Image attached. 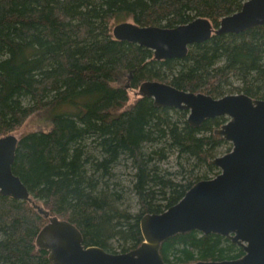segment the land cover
I'll list each match as a JSON object with an SVG mask.
<instances>
[{
    "label": "trees",
    "instance_id": "trees-1",
    "mask_svg": "<svg viewBox=\"0 0 264 264\" xmlns=\"http://www.w3.org/2000/svg\"><path fill=\"white\" fill-rule=\"evenodd\" d=\"M244 1L0 0V136L34 113H46L50 125L18 137L12 172L49 216L76 225L84 246L137 247L140 217L216 175L210 160L228 143L214 132L226 116L194 126L186 109L137 92L128 103L129 90L158 80L215 98L264 100V23L212 33L184 57L161 60L115 39L113 24L173 27L204 17L216 28ZM47 221L32 202L0 194V264H54L35 243ZM159 251L165 262L182 263L244 254L228 237L198 230L170 236Z\"/></svg>",
    "mask_w": 264,
    "mask_h": 264
},
{
    "label": "water",
    "instance_id": "water-1",
    "mask_svg": "<svg viewBox=\"0 0 264 264\" xmlns=\"http://www.w3.org/2000/svg\"><path fill=\"white\" fill-rule=\"evenodd\" d=\"M263 23L264 0H245L238 11L222 17L216 28L208 19L196 17L173 27L140 26L126 20L115 23L111 32L115 39L151 49L154 58L161 60L184 57L188 46L207 40L212 33H238ZM137 93L152 98L157 106L188 110L187 121L194 126L207 118L226 116L214 132L232 147L210 160L218 173L197 181L164 211L142 215L139 226L144 240L127 252L113 253L84 246L75 224L49 216L34 203L11 169L18 137L0 136V194L28 200L48 217L36 234L37 247L47 250L54 264H264V100L244 93L215 98L158 80L143 81ZM189 230L226 236L244 254L234 259L165 262L159 251L162 241Z\"/></svg>",
    "mask_w": 264,
    "mask_h": 264
},
{
    "label": "rangeland",
    "instance_id": "rangeland-1",
    "mask_svg": "<svg viewBox=\"0 0 264 264\" xmlns=\"http://www.w3.org/2000/svg\"><path fill=\"white\" fill-rule=\"evenodd\" d=\"M114 25V24H113ZM136 92H138V89H131L128 91L129 94V101L128 103H131L137 98ZM46 113H34L31 114L24 122L23 124L16 130H14L12 133L15 134L17 137H19L21 134L37 130V129H47L49 125V120L46 118ZM232 144L228 142L223 148L220 149V152L217 154L222 155L226 152H228V149H231ZM119 171L123 174V178H126L125 173L123 172V167L119 169ZM124 183L127 184L125 181ZM131 207H134V202H132Z\"/></svg>",
    "mask_w": 264,
    "mask_h": 264
},
{
    "label": "bare ground",
    "instance_id": "bare-ground-1",
    "mask_svg": "<svg viewBox=\"0 0 264 264\" xmlns=\"http://www.w3.org/2000/svg\"><path fill=\"white\" fill-rule=\"evenodd\" d=\"M137 94V93H136Z\"/></svg>",
    "mask_w": 264,
    "mask_h": 264
}]
</instances>
